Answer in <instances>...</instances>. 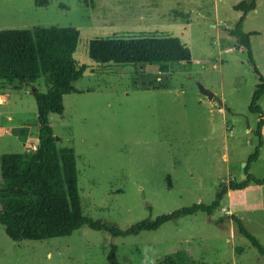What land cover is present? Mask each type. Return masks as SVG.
Instances as JSON below:
<instances>
[{
    "label": "rangeland",
    "instance_id": "rangeland-1",
    "mask_svg": "<svg viewBox=\"0 0 264 264\" xmlns=\"http://www.w3.org/2000/svg\"><path fill=\"white\" fill-rule=\"evenodd\" d=\"M242 0H0V30L74 27L81 78L61 96L48 122L58 147L75 151L82 212L125 230L195 203H211L243 168L258 139L260 115L249 105L264 78V0L243 20L250 54L228 30L242 16ZM177 37L188 62L100 64L88 56L93 38L135 35ZM248 55L252 58L249 60ZM258 74L255 71V67ZM46 90L44 77L32 83ZM32 87L0 80V156L37 147V106ZM264 119V93L258 100ZM263 143L249 172L264 177ZM2 182L0 172V185ZM17 200H1L0 212ZM264 249V183L228 189L211 216H183L153 231L112 236L82 226L69 236L13 241L0 224V264H155L176 251L184 264H264V255L238 233L230 215Z\"/></svg>",
    "mask_w": 264,
    "mask_h": 264
},
{
    "label": "trees",
    "instance_id": "trees-1",
    "mask_svg": "<svg viewBox=\"0 0 264 264\" xmlns=\"http://www.w3.org/2000/svg\"><path fill=\"white\" fill-rule=\"evenodd\" d=\"M35 5L44 7L47 0H35ZM256 0H242L233 6L242 16L235 26L228 30L235 39L236 48L243 47L250 54V36L255 32L243 31L245 15L255 10ZM80 32L74 27H40L29 29L0 30V80H17L26 86L44 77L46 90L31 92L37 106L38 143L29 152L3 153L0 156L1 200H17L11 210L0 212V224L6 235L13 241L43 240L69 236L82 226L94 230L108 231L112 236L136 235L143 231H153L162 224L203 212L213 215L228 189L241 190L249 183L262 185L263 178L249 172L250 164L259 157L263 143L262 109L258 100L264 93V78L256 85L251 96L249 111L259 114L254 131L258 142L247 157L243 168L245 180H230L223 185L215 199L209 203H195L179 208L156 218L144 219L128 229L122 230L101 221H94L82 212L78 188V172L75 151L72 147H58L48 122L49 112L59 108L61 96L76 92L73 83L82 77L85 66H79L74 53ZM89 58L100 64L149 62H188L190 50L177 37L169 35H135L125 37L93 38L88 43ZM249 60L252 58L248 55ZM255 67V66H254ZM258 74V70L254 68ZM259 75V74H258ZM238 233L264 255L259 241L243 225L241 219L230 215ZM116 246L107 255L109 264H119L115 256ZM186 253L182 250L165 256L155 264H184Z\"/></svg>",
    "mask_w": 264,
    "mask_h": 264
},
{
    "label": "water",
    "instance_id": "water-1",
    "mask_svg": "<svg viewBox=\"0 0 264 264\" xmlns=\"http://www.w3.org/2000/svg\"><path fill=\"white\" fill-rule=\"evenodd\" d=\"M36 91H37V89L32 88V92H36ZM242 172H244V170Z\"/></svg>",
    "mask_w": 264,
    "mask_h": 264
},
{
    "label": "built area",
    "instance_id": "built-area-1",
    "mask_svg": "<svg viewBox=\"0 0 264 264\" xmlns=\"http://www.w3.org/2000/svg\"><path fill=\"white\" fill-rule=\"evenodd\" d=\"M2 100H3V98H2V96L0 95V103L2 102Z\"/></svg>",
    "mask_w": 264,
    "mask_h": 264
},
{
    "label": "crops",
    "instance_id": "crops-1",
    "mask_svg": "<svg viewBox=\"0 0 264 264\" xmlns=\"http://www.w3.org/2000/svg\"><path fill=\"white\" fill-rule=\"evenodd\" d=\"M185 253L187 254V256H189V254L187 252H185ZM189 258H190V256H189Z\"/></svg>",
    "mask_w": 264,
    "mask_h": 264
}]
</instances>
